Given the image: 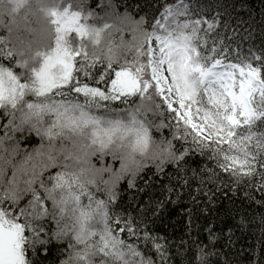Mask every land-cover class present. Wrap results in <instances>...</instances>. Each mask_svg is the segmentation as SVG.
Instances as JSON below:
<instances>
[{
  "label": "snow or ice",
  "instance_id": "obj_1",
  "mask_svg": "<svg viewBox=\"0 0 264 264\" xmlns=\"http://www.w3.org/2000/svg\"><path fill=\"white\" fill-rule=\"evenodd\" d=\"M98 7L111 23L98 27L86 22L90 12L38 0L33 38L0 42V144L25 128L41 141L22 153L4 145L0 264H46L53 242L63 249L59 264H156L147 247L169 264L167 237L155 230L163 203H138L133 212L118 203L122 180L135 188L144 166L166 164L176 173L168 192L189 189L186 227L204 219L197 235L206 232L208 243L193 241L195 264H213L216 241L230 242L232 228L227 219L218 228L215 201L201 207L197 194L219 182L264 195V132H253L264 122V56L232 60L209 46L219 14L209 19L187 0H152L139 18L113 3ZM196 156L227 173V184Z\"/></svg>",
  "mask_w": 264,
  "mask_h": 264
},
{
  "label": "trees",
  "instance_id": "obj_2",
  "mask_svg": "<svg viewBox=\"0 0 264 264\" xmlns=\"http://www.w3.org/2000/svg\"><path fill=\"white\" fill-rule=\"evenodd\" d=\"M37 2L38 0H22L17 7L18 0H0V42L7 41L8 46H12L26 43L33 38L32 30L37 25L36 17L30 9ZM40 2L50 4L52 0H40ZM59 2L71 4L74 9H79L85 14L90 12L91 15L86 22L99 27L104 22L111 23L110 11L98 7L99 4L113 3L118 6L121 13L126 12L133 18H139L142 14L151 11L152 0H59ZM187 2L202 9V14L209 19L219 14V24L208 33L209 46L215 43L218 52L226 48L227 58L232 60L247 59L256 63L254 59L256 55L264 56V0H187ZM225 23L227 28L224 27ZM72 35L75 44L78 41L74 34ZM124 38L129 39L127 32ZM112 41L115 45H119V34L113 35ZM115 51L118 52L119 49ZM127 55L130 58L131 54ZM4 63L6 64L7 61ZM14 67L19 70L17 66L14 65ZM3 120V114L0 113V124ZM253 132L256 134L264 132V122H256ZM160 134L157 133V135ZM162 134L166 136L168 129L164 128ZM9 135L12 138L0 144V169L5 166V161L8 159V153L4 152V145L11 148L14 143H17L19 152L22 153L25 146L31 151L41 143L35 132H28L26 128L23 132L18 130ZM3 136L4 132L0 128V137ZM252 145L254 147L255 137ZM18 158V156L11 157L12 160ZM194 159L206 165L205 172L214 169L227 184L228 174L216 167L211 160L199 156ZM113 163L115 167H119L118 161ZM8 174L10 175V172ZM135 184V188H128L127 179L120 182L118 201L120 208L133 212L138 203L162 202L163 215L156 221L155 230L158 234L167 237L169 264H195L197 255L193 241H201V247L208 243L206 232L200 231L197 235L198 227L204 223V219L203 216L199 219L194 218L191 227H186V214L182 209L190 206V198L186 195L189 189L185 188L183 191L174 189L171 193L168 192V188L176 184L173 165L166 164L162 170H157L154 165H146L136 176ZM195 188L196 185L193 184L192 191ZM207 188L211 189V192L197 194L196 198L200 206L203 207L204 202L211 196L215 201V205H210L213 207L214 214L216 210H219L217 227H224L219 221L227 219L228 225L232 228L230 242L227 237L216 241L214 251L218 254L211 257L213 264H261L264 261V195L255 188L249 190L243 184L238 185L236 191L219 182L217 187L207 183ZM233 216L235 219H232ZM53 245L46 264H59L62 258V247L56 242H53ZM144 251L147 256H151L156 261V264H160L155 247L144 248Z\"/></svg>",
  "mask_w": 264,
  "mask_h": 264
}]
</instances>
